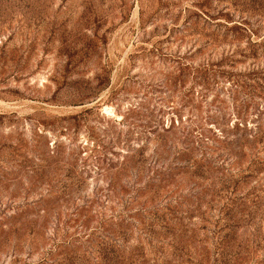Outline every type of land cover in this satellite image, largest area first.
<instances>
[{"label":"rangeland","instance_id":"374dc122","mask_svg":"<svg viewBox=\"0 0 264 264\" xmlns=\"http://www.w3.org/2000/svg\"><path fill=\"white\" fill-rule=\"evenodd\" d=\"M0 264H264V0H0Z\"/></svg>","mask_w":264,"mask_h":264}]
</instances>
